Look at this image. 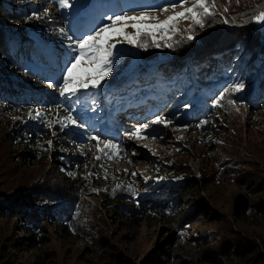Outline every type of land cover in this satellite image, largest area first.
I'll return each mask as SVG.
<instances>
[{
  "label": "rangeland",
  "instance_id": "374dc122",
  "mask_svg": "<svg viewBox=\"0 0 264 264\" xmlns=\"http://www.w3.org/2000/svg\"><path fill=\"white\" fill-rule=\"evenodd\" d=\"M170 1L142 0V7L131 2L134 7L122 14L149 12L159 19L147 23L157 24L192 6L189 3L165 14L163 8L181 2ZM78 2L87 6L77 7ZM70 3L72 8L61 10L54 0H29L30 10L41 18L37 19V25L14 34L20 41L28 36L36 39L43 61H48L44 71L39 73L32 69L30 74H21L19 64L13 62L14 68L8 73L3 74L0 69V76L15 84V92L7 91L6 97L16 100L22 92L19 86L28 89L39 103L32 98L28 100V96L26 99L30 104L42 105L40 111L53 125L49 128L44 120L38 124L42 131L31 134L35 136L31 139L34 144L46 148H42L41 159L35 160L21 144L13 141L14 132H22L23 121L26 126L33 121L22 120L16 112L0 106V213L6 211L5 205L16 207L10 209L17 213L18 205H37L44 192L67 195L69 201L80 196L78 188L68 184V177L52 167L55 153L68 156L69 172L79 180L86 172L85 176L90 179L99 162L109 168V176L115 174L124 185L106 186L103 191L90 188V194L83 197L76 210L80 225L77 233L66 236L62 229L51 226L42 235L43 242L34 249L24 246V243L31 245L32 237L22 233L23 224L19 219L2 217L0 264H34L37 255L44 257L43 264H264V106L242 104L235 97L243 92L240 91L230 92L225 96L223 106L215 107L214 111L200 113L199 109H190L186 112L185 106L178 109L186 97L178 99V94L170 90L161 98L140 96L145 103L144 106L142 103V109L147 111L146 119L133 128L122 123L123 111L109 116L106 107L102 106L97 125L88 112L75 110L76 115L82 117L84 126H70L61 131L56 118L67 114L60 104L63 98L55 88H49L43 82L48 78L57 80L69 51L60 28L68 31L75 27L79 33L87 34L85 28L94 29L109 22L107 18L103 21L101 14L94 12V7L87 1L70 0ZM215 4L216 13L211 17L220 16L223 20L212 24L222 29L229 25L257 24L249 22L251 14L264 5V0H240L239 4L236 0H215ZM8 7L13 9V5ZM89 17L94 21L89 22ZM204 23L203 28L197 27L193 31L189 21L181 20L179 29L184 31H177L171 40L162 39V33L157 31L156 40L162 45L159 48L151 46V37H144L150 45L147 50L118 44L113 59L117 62L123 56L128 62L135 63L133 69L142 66L150 72L158 64L152 63L150 58L159 56L169 62L170 58L162 55L175 56L174 48L185 52L176 55V61H179L181 58L178 57L192 53L202 43L200 38L208 22L205 20ZM4 27V32L9 34L12 24L7 22ZM127 31L132 33L134 30L129 27ZM188 35L194 37L190 42L186 40ZM168 43L174 47L164 46ZM11 60L14 61L13 57ZM185 62L191 66V58L181 59L179 63ZM134 73L130 72L127 78ZM140 73H144L143 70ZM111 74L116 76L120 72L113 69ZM259 76L256 86L264 80ZM191 77L195 82L194 76ZM226 87L224 83L205 103L214 107L215 99ZM255 88L259 91L258 86ZM91 91L97 93V90ZM158 100L159 105H154ZM228 100L235 104L228 105ZM176 111L180 113L176 114ZM157 115L172 123L168 127L152 124ZM145 124L148 127L142 135L146 139L129 138L132 131ZM31 128L28 127V132L33 133ZM93 135L98 140L117 145L118 153L110 149L105 150L106 155L98 152V140L90 139ZM49 140L51 146L47 143ZM99 147L103 148V143ZM96 156L102 159L97 160ZM90 183L93 184V180ZM105 190H109L107 194L111 193L108 200L104 198ZM160 199L166 204L171 203L172 213L165 214L156 207L159 212H146L147 220L123 214L124 207L132 206L129 201L139 200L144 204Z\"/></svg>",
  "mask_w": 264,
  "mask_h": 264
},
{
  "label": "trees",
  "instance_id": "16d2710c",
  "mask_svg": "<svg viewBox=\"0 0 264 264\" xmlns=\"http://www.w3.org/2000/svg\"><path fill=\"white\" fill-rule=\"evenodd\" d=\"M29 0H0V69L5 73L12 70L13 63L19 64L21 74H30L34 71H44L47 66V62L42 59V53L39 46L36 45V39L28 36V38L20 41L14 34L18 31H26L27 27L37 25V19H35V13L30 10L28 6ZM34 1V0H31ZM74 1V0H73ZM87 1L94 5V8L101 13L106 14V7L111 0H82ZM177 2L178 0H171L170 2ZM54 4L58 5L56 2ZM8 5H13V9H10ZM242 5V3H241ZM221 8V6H220ZM225 18V17H224ZM5 20V21H4ZM222 17H208L206 31L201 35L202 43L198 44L195 50L184 56L178 57L181 59L191 58V66L188 62L179 63L176 55H182L185 53L179 51L181 49L173 51L175 56L162 55L164 58H170L169 62L166 59H161L159 56L156 58H150V60L156 63H160L153 68L150 72H146L142 66H139L137 70L133 69L135 63L127 61L123 56L113 64V69L120 72V74L113 76L110 74L108 78L102 82V88L97 90V93L93 96H87L82 98L81 101L72 106L74 107L73 115H76L77 111H86L95 120L96 125L98 122V113L103 112L102 106L106 107L109 114L113 115L117 111H121L127 104L134 102L141 95L146 94L150 98L157 96L158 98L166 95L168 91H172L175 95L178 94V99L183 96L186 98L180 104L178 109L183 108L185 104L189 106L185 108L188 112L190 109H197L201 112L214 111L215 107L208 106L205 100L212 98V95L218 88H222L223 84L229 86V84L243 83L245 85L241 94H236L235 97L238 101L251 104L253 107L264 106V80H261L259 85V91L256 90L255 81L256 78H260L259 75L264 78V30L258 24L247 25H229L224 28L217 26L213 27V22L222 21ZM239 21V20H238ZM12 24V28L9 30V34L4 32L7 25ZM4 25V26H3ZM197 28V27H196ZM26 35V34H25ZM28 35V34H27ZM192 45V44H191ZM49 51H47L48 53ZM170 52V51H169ZM167 53V51H165ZM187 53V52H186ZM170 54V53H169ZM192 55H194L192 57ZM13 57L14 61L11 60ZM171 57H173L171 59ZM116 61L115 59H113ZM150 62V61H149ZM132 64V66H131ZM64 62L62 65V69ZM143 70L144 73H140ZM62 71V70H61ZM130 72H136L127 78ZM2 74V75H3ZM196 79L195 82L192 77ZM47 78V77H46ZM50 79V78H48ZM53 80V79H52ZM56 81V80H53ZM6 86L7 88L2 86ZM15 84L8 80L6 77L0 76V106H5L16 112L22 120L30 119L33 121L30 125H27L23 121V129L19 134H15L13 141L30 153V156L35 159H41L46 149L42 145L34 144L31 139L39 131H42L38 124H41L45 119L29 118V113L35 116L36 111L43 109L42 105H33L28 101L31 98L36 103H39L36 96L32 95V92L28 89L19 88L21 94L16 97V100H11L6 97V92H15ZM113 88V91H111ZM255 90V91H254ZM17 92V90H16ZM16 96V94H14ZM27 96L29 99L27 100ZM177 99V100H178ZM200 103V105H198ZM61 104V103H60ZM63 106V105H61ZM64 107V106H63ZM94 109V110H93ZM194 111V112H195ZM199 112V111H198ZM180 112L176 111V114ZM34 130L33 133L28 132V127ZM226 129H224L225 131ZM33 134V135H31ZM66 159H69L65 154L55 153L52 158V167L58 169L61 175L68 177V184L71 188H78L80 196H74L71 201L67 195L49 194L48 192L42 193L39 203L34 206H22L18 205V213L11 211V205H5V212L0 213V219L7 216H15L21 224H23V234H29L32 237L31 245L25 244V247L32 246L31 248H37L38 244L43 242L42 235H44L46 229L49 230L51 226H56L62 229L66 236H72L80 229L78 222V216L76 210L82 203V199L85 195L90 194V188L94 187L100 191H103L106 186H123V182L111 174L109 176V168L102 166L97 162L96 167L91 172V178L84 177L75 178L70 172ZM79 181H76V180ZM93 180V184L90 183ZM115 180V181H114ZM115 182V183H114ZM102 185V187L99 186ZM120 187V186H119ZM109 190L104 191L105 200ZM106 193V194H105ZM94 196V195H93ZM128 202V201H127ZM131 207H124L123 214L128 216L137 217L147 220L149 218L148 210L159 212L157 208L161 209L165 214L172 213L171 203L166 204L165 200L160 199L154 203L141 204L139 200L129 201ZM9 204V203H8ZM17 206V205H16ZM157 207V208H156ZM13 210L16 208L12 207ZM106 210L107 207L103 205ZM10 209V210H9ZM24 241V240H23ZM26 241V240H25ZM240 252V251H239ZM244 253V252H243ZM241 254V253H239ZM242 256V255H239ZM44 257L37 255L34 264H43Z\"/></svg>",
  "mask_w": 264,
  "mask_h": 264
},
{
  "label": "snow or ice",
  "instance_id": "6c2138e0",
  "mask_svg": "<svg viewBox=\"0 0 264 264\" xmlns=\"http://www.w3.org/2000/svg\"><path fill=\"white\" fill-rule=\"evenodd\" d=\"M54 2L58 4L61 10L73 7L70 0H54ZM229 2H231V0H229ZM236 2L239 4L240 0H236ZM189 3H191V7L185 8L182 12H176L175 15L168 16L167 19L157 24L147 23V21L152 20L158 21L159 18L157 16L149 12H140L137 15H107L106 18L109 21L107 24L94 28L87 34L79 33L75 27L68 31H65V29L61 27L60 32L69 48L64 66L56 81L52 79L43 81L49 88H55L59 93V97L63 98L60 103L64 106L67 114L63 117L57 115L56 123L59 124L60 130L63 131L70 126H84L82 117H80L79 114L74 117V107L72 106L78 104L83 97L88 96L91 90H98L101 88L102 82L112 73L113 64L116 62L113 60L114 50H116L118 44H128L136 48L147 50L150 45L144 40V37H151V46L159 48L162 45L156 40L155 33L157 31L162 33V39L166 37L171 40L177 31H184L179 29V22L181 20L189 21L194 31L196 27L203 28L205 26L204 22L208 17L215 16V0H212L211 3L209 0H181L178 4L163 8L162 12L165 14L170 10L175 12L176 7L184 8V6ZM86 6L87 5H81L79 2L77 3V7ZM224 11L227 12L228 9L225 8ZM34 18L40 19L41 17L37 15ZM253 21L264 27V5L259 6L256 11L251 14V21L249 22ZM129 27L134 30L132 33L127 31ZM193 39L194 37L192 35L186 37L188 42ZM164 46L168 48L174 47L171 43ZM244 87L245 85L243 83L227 86L220 92L219 97L215 99L213 106H223L222 102L225 96L230 92H240ZM91 94L94 96L95 91H91ZM227 103L228 105H234L235 101L228 100ZM188 106V104H185V107ZM28 115L29 118H43L49 128L53 127L52 123L47 122L45 114L41 111H36L34 117L32 113ZM151 123L157 125L162 124L168 127L172 122L162 115H157ZM147 127L148 125L145 124L142 128H136L129 134V138L146 139L142 133ZM53 135H55V132H53ZM90 139L98 140L95 135L91 136ZM47 143L51 146L52 141L49 140ZM101 143L104 145L103 148L99 147ZM96 147L98 152L104 153L105 155L107 154L105 150H114L116 153L119 151L118 146L110 141L98 140ZM133 155H136V153L133 152ZM95 158L97 160L102 159L101 156H96ZM133 175H135V173H133Z\"/></svg>",
  "mask_w": 264,
  "mask_h": 264
},
{
  "label": "bare ground",
  "instance_id": "6f19581e",
  "mask_svg": "<svg viewBox=\"0 0 264 264\" xmlns=\"http://www.w3.org/2000/svg\"><path fill=\"white\" fill-rule=\"evenodd\" d=\"M126 126L128 125V126H133V124H131V123H124Z\"/></svg>",
  "mask_w": 264,
  "mask_h": 264
}]
</instances>
